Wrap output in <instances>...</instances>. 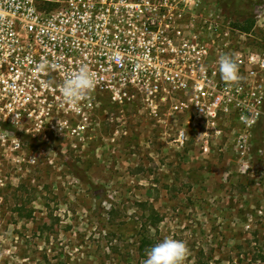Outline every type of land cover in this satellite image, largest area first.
Instances as JSON below:
<instances>
[{
	"label": "rangeland",
	"instance_id": "374dc122",
	"mask_svg": "<svg viewBox=\"0 0 264 264\" xmlns=\"http://www.w3.org/2000/svg\"><path fill=\"white\" fill-rule=\"evenodd\" d=\"M203 2L237 28L253 19L242 30L264 39L255 27L264 23V0ZM97 121L81 136L74 126L50 124L36 132L48 127L53 138L22 135L18 148L7 141L0 264H143L146 249L164 237L187 243L184 264H264V157L257 154L264 120L248 158L222 123L208 141L197 140L202 127L183 125L189 139L181 144L182 125L159 122L137 100H105ZM153 207L160 221L150 226Z\"/></svg>",
	"mask_w": 264,
	"mask_h": 264
},
{
	"label": "built area",
	"instance_id": "2783aa9c",
	"mask_svg": "<svg viewBox=\"0 0 264 264\" xmlns=\"http://www.w3.org/2000/svg\"><path fill=\"white\" fill-rule=\"evenodd\" d=\"M225 53L239 65L240 85L219 75ZM42 59L52 65L43 73ZM81 65L96 86L67 105L59 88ZM105 100H137L159 122L182 125L175 137L181 144L189 139L183 125L202 127L197 140L208 141L222 123L248 158L264 120V39L203 0H0V181L8 140L18 148L22 135L35 137L50 124L74 126L81 136L83 126L98 122ZM261 139L257 154L264 157V133Z\"/></svg>",
	"mask_w": 264,
	"mask_h": 264
},
{
	"label": "clouds",
	"instance_id": "9594fccd",
	"mask_svg": "<svg viewBox=\"0 0 264 264\" xmlns=\"http://www.w3.org/2000/svg\"><path fill=\"white\" fill-rule=\"evenodd\" d=\"M51 67L52 65L43 59L37 64L38 70L42 73ZM218 70L222 81L230 86L240 85L243 81V77L239 73V65L231 54L225 53L218 57ZM95 86L94 75L87 65H81L64 80L59 92L65 104L75 106ZM201 112L203 111L201 110ZM242 122L249 123L246 118ZM59 130L63 131L61 126ZM189 252L190 249L185 241L164 237L146 249V259L143 264H184Z\"/></svg>",
	"mask_w": 264,
	"mask_h": 264
},
{
	"label": "trees",
	"instance_id": "16d2710c",
	"mask_svg": "<svg viewBox=\"0 0 264 264\" xmlns=\"http://www.w3.org/2000/svg\"><path fill=\"white\" fill-rule=\"evenodd\" d=\"M254 25V20L253 19H248L246 20V24L240 25V29L249 31ZM150 221V226H155L158 224V222L160 221L159 216L155 210V208L153 207L151 210V213L148 217V222Z\"/></svg>",
	"mask_w": 264,
	"mask_h": 264
},
{
	"label": "flooded vegetation",
	"instance_id": "af4514ba",
	"mask_svg": "<svg viewBox=\"0 0 264 264\" xmlns=\"http://www.w3.org/2000/svg\"><path fill=\"white\" fill-rule=\"evenodd\" d=\"M46 132H38L35 136V139H44V138H53L54 133L47 127L45 128Z\"/></svg>",
	"mask_w": 264,
	"mask_h": 264
}]
</instances>
